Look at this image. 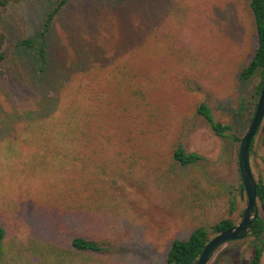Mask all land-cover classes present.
Returning <instances> with one entry per match:
<instances>
[{
	"label": "rangeland",
	"instance_id": "rangeland-1",
	"mask_svg": "<svg viewBox=\"0 0 264 264\" xmlns=\"http://www.w3.org/2000/svg\"><path fill=\"white\" fill-rule=\"evenodd\" d=\"M58 2L22 0L0 19L7 36L0 68L4 264H166L174 240L225 218L239 224L247 206L239 149L256 110L237 113L263 82L261 76L239 78L258 43L249 0H70L62 8L44 40L49 63L112 100L105 103L111 132L105 139L114 138L98 159L105 169L99 196L83 203L85 211L77 210L75 200L58 197L63 184L51 185L42 175L40 167L51 160L45 145L52 142L41 139L37 125L32 131L24 124L46 87L24 82L39 57L21 43L33 38L38 47ZM201 103L216 121L233 126L226 137L197 113ZM124 124L133 129L131 142L122 135ZM263 127L264 121L251 165L264 182ZM179 147L202 159L181 165L174 159ZM77 235L109 240L118 250L97 256L71 251ZM239 248L234 264H247L250 243Z\"/></svg>",
	"mask_w": 264,
	"mask_h": 264
},
{
	"label": "trees",
	"instance_id": "trees-1",
	"mask_svg": "<svg viewBox=\"0 0 264 264\" xmlns=\"http://www.w3.org/2000/svg\"><path fill=\"white\" fill-rule=\"evenodd\" d=\"M21 1L0 0V19L5 16L11 5ZM69 1L59 0L57 5L51 9L47 15L44 30L41 33L42 41L37 48H34L36 41L33 38L25 39L21 43V46H24L27 51L35 52L39 57L37 68L24 82L26 81V84L36 89H39L40 85L46 87L44 98L37 99V106L26 112L28 117L24 124L32 131L35 129L32 126L37 125L43 135L41 139H48L52 142V144L48 142L50 145H45L50 147V151L45 152V157L47 158L50 155L51 160L47 167H40L42 175H48V181L50 180L51 185L63 184L64 188L61 190L62 192L59 191L58 197L70 199L71 203L75 200L76 205L78 204V209H76L85 211L83 203L91 197L94 200L95 195L99 196L103 182L102 175H104L105 169L98 159H101L100 155L106 150L107 142L111 143L114 138L111 136V138L105 139V135L111 134L106 126L109 110L105 103L111 104L112 100L106 101L107 99L105 100L101 92L89 88L83 77L71 79L72 77L68 75L67 69L63 73L60 69L53 68L48 61L44 40L53 20ZM249 7L258 43L252 61L242 69L239 75L241 81H249L256 76H261L264 79V0H249ZM6 44L7 36L0 31V68L7 59ZM262 85L263 82L260 83L256 94L251 97L248 103L242 100L237 113L238 116L243 115L245 110L249 115H252L256 110L257 96L261 93ZM52 103L56 106L53 105L52 107ZM38 109L40 116L37 117ZM197 113L205 118L214 133L219 137H226V132L233 130V126L216 121L206 103L199 104ZM36 117L37 120H35ZM129 125L124 124L121 130L122 135L127 137V142L132 141L133 129ZM43 128H46V131ZM244 128L245 125L242 124L239 133H243ZM47 129L52 131L47 132ZM50 134L52 135L49 137ZM236 139L240 140V137L236 136ZM254 145L255 141L251 146V154L254 151ZM174 159L183 166H189L201 160L202 157L197 153H187L179 147L174 153ZM57 178H60V180L58 181ZM257 183L258 199L262 211L260 217L252 226V235L246 240L227 244L229 246L224 250L220 248L209 264H220L224 259L226 264L236 263V257L240 251L239 247L241 243L245 242L250 243L252 250V255L247 264H262L264 258V182L260 179ZM92 185H97L98 189L93 190ZM242 189L244 190L243 185ZM67 195H70V197H67ZM235 209V202L231 201L230 214H233ZM235 225L236 223L233 220L225 218L211 226L210 229L199 228L193 231L186 240H174L167 253L166 264H197L200 255L210 241V232L212 231L213 234L218 235ZM5 238L6 229L0 226V264H4L5 261ZM70 250L97 256L103 252L118 249L109 240L100 241L95 238L77 235L71 240ZM213 260L215 261L213 262Z\"/></svg>",
	"mask_w": 264,
	"mask_h": 264
},
{
	"label": "water",
	"instance_id": "water-1",
	"mask_svg": "<svg viewBox=\"0 0 264 264\" xmlns=\"http://www.w3.org/2000/svg\"><path fill=\"white\" fill-rule=\"evenodd\" d=\"M264 121V79L260 97L249 130L243 137L239 149V171L247 195V206L242 221L232 228L216 235L206 245L197 264H209L217 251L223 246L248 239L252 226L260 217L262 206L258 199V183L251 165V146Z\"/></svg>",
	"mask_w": 264,
	"mask_h": 264
}]
</instances>
